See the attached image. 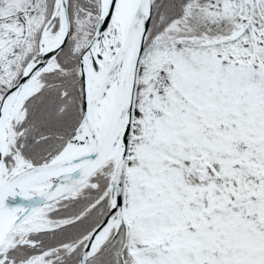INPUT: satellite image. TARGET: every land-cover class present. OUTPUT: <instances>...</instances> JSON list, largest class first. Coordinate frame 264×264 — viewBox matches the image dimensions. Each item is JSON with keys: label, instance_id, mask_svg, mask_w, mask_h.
Listing matches in <instances>:
<instances>
[{"label": "snow or ice", "instance_id": "6c2138e0", "mask_svg": "<svg viewBox=\"0 0 264 264\" xmlns=\"http://www.w3.org/2000/svg\"><path fill=\"white\" fill-rule=\"evenodd\" d=\"M0 264H264V0H0Z\"/></svg>", "mask_w": 264, "mask_h": 264}]
</instances>
